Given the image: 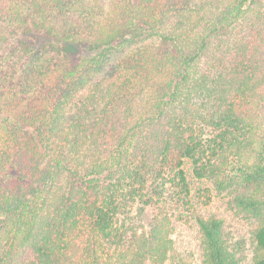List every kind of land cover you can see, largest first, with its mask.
Returning <instances> with one entry per match:
<instances>
[{"label": "trees", "instance_id": "1", "mask_svg": "<svg viewBox=\"0 0 264 264\" xmlns=\"http://www.w3.org/2000/svg\"><path fill=\"white\" fill-rule=\"evenodd\" d=\"M218 199L264 264V0H0V264H243Z\"/></svg>", "mask_w": 264, "mask_h": 264}, {"label": "rangeland", "instance_id": "2", "mask_svg": "<svg viewBox=\"0 0 264 264\" xmlns=\"http://www.w3.org/2000/svg\"><path fill=\"white\" fill-rule=\"evenodd\" d=\"M68 52L74 57L80 54V47L73 45L68 48ZM214 207L219 215L225 217L224 228L234 231L229 235L230 240H235L238 237L245 239V243L241 249V257L243 264H251L252 259V241L249 236V227L251 225L249 220H244L241 216L234 217L235 210L230 208L228 204L218 199L214 202ZM176 214V213H175ZM176 215L173 216L175 218ZM176 226L171 234L174 238V244L178 247L179 253L185 259L187 264H201L203 258V249L201 239L196 227L192 224L191 220L175 222ZM236 225V228H230V224Z\"/></svg>", "mask_w": 264, "mask_h": 264}]
</instances>
